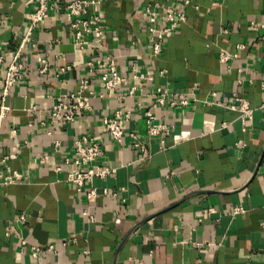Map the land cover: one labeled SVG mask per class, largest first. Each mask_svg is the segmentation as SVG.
Returning a JSON list of instances; mask_svg holds the SVG:
<instances>
[{
    "label": "crops",
    "instance_id": "crops-1",
    "mask_svg": "<svg viewBox=\"0 0 264 264\" xmlns=\"http://www.w3.org/2000/svg\"><path fill=\"white\" fill-rule=\"evenodd\" d=\"M97 1L104 53L119 57L125 80L107 91L95 69L89 108L52 126L56 98L78 90L84 63L97 52L72 44L63 13L37 24L25 79L7 97L0 122V174L21 175L0 183V264H264V0H189L186 21L159 55L139 25L152 0ZM29 9L24 0H0L7 56ZM222 53L230 55L225 62ZM38 55L50 58L44 73ZM163 90L193 100L160 106L154 97ZM235 95L248 101L251 117L227 107ZM117 109L129 110L118 142L103 127ZM150 124L166 130L150 135ZM82 135L99 141L98 162L111 172L76 191L64 181L63 162Z\"/></svg>",
    "mask_w": 264,
    "mask_h": 264
},
{
    "label": "built area",
    "instance_id": "built-area-1",
    "mask_svg": "<svg viewBox=\"0 0 264 264\" xmlns=\"http://www.w3.org/2000/svg\"><path fill=\"white\" fill-rule=\"evenodd\" d=\"M189 0H152L147 3L143 11L139 13V25L148 33L149 51L152 55H159L163 51L166 41L176 33L186 21V7ZM97 0H24V5L30 9L26 13L25 30L19 38L15 50L7 56L2 50L0 42V122L10 110L7 97L15 85L24 81L27 73L28 61L26 51H31L36 46L33 37V31L37 24L51 14L63 13L68 21V29L71 34L72 44L81 50L93 47L97 55L86 61V73L81 77L79 88L76 92H71L66 96L57 97L53 103L48 120L52 126L63 125L74 121L76 116L83 110L88 109L87 95L92 94V77L95 75V69H100V78L102 88L107 91L116 89L125 78L117 68L119 57L104 53L105 31L102 25V18L96 12ZM36 58L40 66V73L47 71L50 64V58L38 55ZM230 58L227 53H222L220 61L225 62ZM135 68V66H134ZM70 69L69 65L60 67V72ZM134 89L129 90L133 94ZM214 94V93H212ZM155 102L160 106H169L172 108L184 107L193 100L190 93H182L176 97L168 94L166 90L157 91L154 97ZM227 107L240 113L241 117H251L253 108L248 101L235 95V98ZM264 110V105L261 107ZM146 120L151 123L154 116L150 109L145 111ZM129 118V110L117 109L113 115L103 118V127L105 134L114 141H120L124 136L125 129L123 122ZM42 124H45L42 122ZM164 125H151L148 127L150 135L159 134L165 131ZM11 135L15 130L11 129ZM55 147L60 146L58 140H53ZM102 153L99 141L94 137L82 135L76 137L72 144L70 156L64 157L66 166V176L64 181L73 185L76 191H81L87 182L96 177H104L111 168L104 163H99L98 158ZM62 166H56L54 169L59 171ZM5 175L0 174V183L7 185L21 181V175L17 171L7 168ZM95 190L91 189L87 195L95 196ZM241 207H234L233 213L242 212ZM25 214L18 216L20 222L25 221ZM24 244V243H23ZM49 250L55 249L54 244L47 246ZM40 248H32L31 255L37 257Z\"/></svg>",
    "mask_w": 264,
    "mask_h": 264
}]
</instances>
